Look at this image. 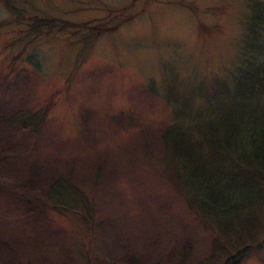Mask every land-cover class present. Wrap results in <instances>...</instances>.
I'll list each match as a JSON object with an SVG mask.
<instances>
[{
	"label": "rangeland",
	"instance_id": "rangeland-1",
	"mask_svg": "<svg viewBox=\"0 0 264 264\" xmlns=\"http://www.w3.org/2000/svg\"><path fill=\"white\" fill-rule=\"evenodd\" d=\"M11 1L15 15L25 20L16 22L0 3V108H23L30 118L50 96L53 106L33 138L25 131L16 135L21 144L9 169L0 171V185L15 186L27 166L60 172L78 188L82 201L91 202L84 211L96 224L84 225L70 212L48 211L49 231L39 235L37 246L12 250L0 245V264H175L182 259L183 264H222L229 252L212 251L207 238L219 231L197 224L185 204L169 194L174 157L169 152L157 160L151 146L157 148L169 121L179 120L184 128L219 119L222 96L215 98L213 91L223 68L245 53L241 28L249 21L252 0H148L139 14L92 43L52 34L26 46L32 35L26 32L28 13L99 23L112 13L126 16L121 8L130 0ZM143 1L135 0L128 13L138 12ZM259 3L264 8V0ZM170 135L172 130L164 134L168 147ZM94 167L96 177L91 176ZM90 176L99 178L97 186ZM230 186L223 178L192 190L209 199ZM41 187L33 192L45 202ZM233 187L238 200L245 193L249 200L225 218L232 226L227 233L236 240L253 232L264 241V189L248 191L237 180ZM4 216L10 215L0 208V238L12 242L13 228L2 223ZM176 243L184 244L188 254L183 258L175 250L167 258ZM252 254L247 249L238 264H264V254Z\"/></svg>",
	"mask_w": 264,
	"mask_h": 264
},
{
	"label": "trees",
	"instance_id": "trees-1",
	"mask_svg": "<svg viewBox=\"0 0 264 264\" xmlns=\"http://www.w3.org/2000/svg\"><path fill=\"white\" fill-rule=\"evenodd\" d=\"M45 1L49 2V0ZM147 1L142 2L138 12L128 13L135 4V0H130L128 5L121 8L126 16L112 13L108 19L99 23L84 21L74 23L52 15L37 16L28 13L26 32H32V35L27 37L29 40L24 46L34 44L36 38L40 36L49 37L52 34L54 37L61 34L74 35L78 36L79 40H91L92 43L102 32L117 30L124 21H129L139 14L147 6ZM0 3L16 18V22L19 19L25 20L21 13L15 15L18 9L11 0H0ZM248 8L249 21L241 28L243 29L241 39L245 44L242 50L245 53L239 52L237 61L223 68V77L216 81L219 85L213 91L215 98L222 96L220 99L222 103L216 110L220 114L219 119L214 122L210 119L189 127L186 125L184 128L179 120L169 121L165 128L169 126L168 130L159 134L157 148L151 146L155 153L154 158L157 160L162 159L169 152L174 157L176 169L166 183L169 194L185 204L197 224L202 226L207 224L219 231L215 233V238L213 235L207 238L212 242L210 243L212 251L219 248V254L222 249L229 252L222 264H227L229 260L232 261L231 264L242 263L243 252L247 249L253 252V256H257L258 253L264 254V241L257 240V233H248V239L234 240L229 234L232 226L227 219L225 220L236 211H242L246 206L245 201L249 200L247 193L243 195L242 200L235 197L236 192L231 193L237 189L233 187L236 180L245 186L248 185V191L254 188L264 189V8L261 7L259 0H252ZM114 18L118 20L111 24ZM2 25L4 22L0 21V26ZM21 50H24L23 47L20 52ZM52 97L48 98L39 111L36 109L31 111L33 115L30 118H27V112L23 108L19 112H7L2 109L3 106L0 108V171L6 168L8 170L14 160L13 152L20 143L16 135L25 131L33 138L34 131H40L39 127L44 125V120L53 106ZM170 130L173 131V135H170L171 141L168 147L164 134ZM27 167L24 177L15 186L0 185V208L5 214L10 215L4 216L5 218L1 220H4L2 223L13 228L10 233L14 237L12 242L0 238L1 247L13 250L15 247L37 246L40 241L39 235L49 231L48 211L67 216L70 212L81 217L79 222L84 225L95 226L96 223L89 221V214L84 211L91 206V202L80 199L81 193L68 178L66 179L59 171L57 174H52L51 170L40 171L38 168L34 170ZM72 167L69 164L67 172H71ZM144 170L147 168L144 167ZM98 172L94 167L91 176H98ZM91 176L92 185L97 186L100 182L99 178L92 180ZM223 178L228 181V185H231L230 189L224 193L218 192L215 197L208 199L203 197L204 194L197 195L196 189L192 190L193 186L203 188L223 181ZM57 179L62 183L59 190ZM37 186H42L40 190L47 197L45 202L40 201L39 192L37 194L33 192L37 190ZM64 189H68L72 197H66ZM22 230L28 231L23 234ZM226 233L227 240L224 237ZM183 246L184 244L180 243L174 244L167 258L173 256L175 250L181 251L184 258L189 250ZM233 254L236 257H233ZM175 264H183V259ZM197 264L203 263L197 262Z\"/></svg>",
	"mask_w": 264,
	"mask_h": 264
}]
</instances>
